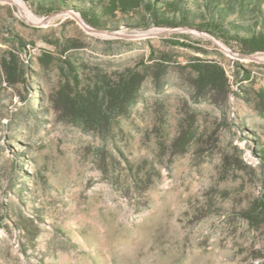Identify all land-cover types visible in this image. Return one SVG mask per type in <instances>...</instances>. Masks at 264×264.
<instances>
[{"label":"rangeland","instance_id":"obj_1","mask_svg":"<svg viewBox=\"0 0 264 264\" xmlns=\"http://www.w3.org/2000/svg\"><path fill=\"white\" fill-rule=\"evenodd\" d=\"M21 1L33 20L0 0V64L23 71L0 66V264H264V51L128 15L111 35ZM197 58L223 67L226 96L195 91ZM69 64L145 73L106 133L73 121Z\"/></svg>","mask_w":264,"mask_h":264},{"label":"trees","instance_id":"obj_2","mask_svg":"<svg viewBox=\"0 0 264 264\" xmlns=\"http://www.w3.org/2000/svg\"><path fill=\"white\" fill-rule=\"evenodd\" d=\"M37 13L49 14L70 7L78 10L91 26L114 25L117 15H128L134 26H189L210 33L225 43L234 42L244 53L264 51V0H25ZM134 17V18H133ZM16 44L23 46L21 38ZM179 45L193 47L177 41ZM70 65V64H69ZM4 79L15 83L22 76V65L11 54L1 61ZM192 85L198 93L210 97L226 96L228 78L215 61L196 59L191 64ZM70 92L65 94L73 121L87 129L106 133L117 114L127 110L136 100L145 73L125 70L113 76L107 73L82 78L68 67ZM192 134L180 132L175 145L182 151ZM264 206V203L261 204ZM246 217L258 220L252 209Z\"/></svg>","mask_w":264,"mask_h":264},{"label":"water","instance_id":"obj_3","mask_svg":"<svg viewBox=\"0 0 264 264\" xmlns=\"http://www.w3.org/2000/svg\"><path fill=\"white\" fill-rule=\"evenodd\" d=\"M9 1V0H8ZM59 12H54L50 15H56L58 14ZM70 14L76 19L78 20L85 28L89 29V30H92V31H99V32H105V33H108V34H111V35H119L118 32H113L112 30H109V29H102V28H95V27H90L88 26L84 20L81 18V17H78L76 16V14L70 12ZM177 29H185V30H194V31H197L200 35H202L203 37L205 38H208L209 40L215 42V40L210 36L208 35L207 33H205L204 31L202 30H199L197 28H192V27H189V26H185V27H180V28H177ZM227 52H230V53H233V54H240V55H243V56H247V57H251L250 54H246V53H243V52H234V51H231L229 49H225Z\"/></svg>","mask_w":264,"mask_h":264},{"label":"bare ground","instance_id":"obj_4","mask_svg":"<svg viewBox=\"0 0 264 264\" xmlns=\"http://www.w3.org/2000/svg\"><path fill=\"white\" fill-rule=\"evenodd\" d=\"M11 3H14L17 5V7L21 10V12L24 14V16L28 20H33L34 18L29 15V12L27 11L26 7L24 6L23 2L21 0H9Z\"/></svg>","mask_w":264,"mask_h":264}]
</instances>
